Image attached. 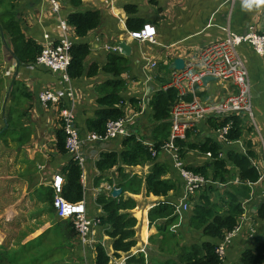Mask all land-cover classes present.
<instances>
[{
	"label": "crops",
	"instance_id": "crops-1",
	"mask_svg": "<svg viewBox=\"0 0 264 264\" xmlns=\"http://www.w3.org/2000/svg\"><path fill=\"white\" fill-rule=\"evenodd\" d=\"M4 2V0H0V18L2 14L6 15L9 13L5 10ZM59 2L61 6L60 14H56L51 10L48 0H10L14 9L12 12L19 13L17 14L18 20L25 35L33 38L42 46L48 39V42L59 41L61 38L59 18L66 20V16L69 12H72V8L65 3V0H59ZM83 2L85 10H98L103 16V24L91 32L86 40H83L87 41L91 46V54L85 62L86 70H88V67L93 62L98 63L100 66L107 63L109 51L104 49L105 46H114L121 41H125L132 48L131 56L128 58L130 69L123 76L126 80V89L121 93L127 100L130 98L141 97L143 99L146 97L145 102L143 100L139 105L132 107L126 106V112L128 113L126 117L128 119H131L133 115L141 112L134 117V123H137L135 125L137 129L139 127L143 128L147 119L150 117V112L146 111L147 107H143L144 104L147 106L149 100L148 90L150 89L151 93L153 90L161 88V84L157 82V76L170 79V74L165 75V72L160 70L162 64L169 65V69L171 70L170 67L177 58L184 59L186 63L190 61L195 62L202 49L226 37L225 27H229L236 34L240 35L251 30L260 32L264 29V6H253L249 10L244 6V0L237 1L234 4L229 0H83ZM129 4L138 6V15L144 20V26L150 25L151 27H155V43L148 39L140 41L133 39L131 36L133 32H130L126 25L128 14L125 6ZM70 31V37L74 41L76 37L71 27ZM238 51L249 70L253 110L255 109L254 114L257 121V129L261 133L259 137L250 125L248 127L245 124L243 127V139L253 142L254 149L260 160L264 145V57L254 53L249 44L241 45ZM8 56L11 58L9 70L14 73L9 90L13 94V98L18 97L22 100L21 103L24 100L26 101L24 105L31 113V117L26 121V123L29 122L31 125L28 126L25 124L26 128L31 129L29 131L31 134L30 136L27 133L23 135V147L26 148L25 156L29 157V159H26L30 160V170L25 171V167L21 165V161L12 159L10 162L12 169L9 172L8 182L17 184L20 187L26 186V189L23 188V191L25 193L28 192L27 194H29V189L35 191L37 178L40 180L38 184L40 190L53 189L52 185L57 176L62 177L63 180L65 179L62 173V167L67 164L68 158L70 157L68 155H60L56 150L55 130L58 128V118L55 121V128H50L52 125H50V121L48 120L55 111L46 110L43 107L39 100L40 92L44 89H53L56 91L67 90L69 86H72L76 96L77 127L81 132L85 127V121L91 116L93 117L94 111L99 107L96 102L99 97L98 89H102L105 83L112 79V77L100 73L94 78L84 76L67 83L61 81L58 75L53 74L46 67L35 64L20 67L11 55ZM148 60L156 62V68L147 71L146 66ZM15 79L23 84L24 91L12 92V83ZM213 82L216 81H210L207 85L204 84L205 87L202 91V93H206L209 101H214L230 93L232 88L229 82H224L222 86H216L217 88L212 86L214 85ZM25 92L30 93L31 98H25ZM140 107L147 113L142 111ZM34 116L37 120H40L34 121ZM216 122L218 123V121ZM259 123L262 125V130ZM0 124H2L1 121ZM135 127L134 131L136 132L137 129ZM198 130L202 134L200 138H214L215 136L214 129L209 127L207 121L201 123ZM254 132L257 134V138L254 137ZM82 134L84 135L85 133ZM43 135L47 138L45 139V143H42ZM37 137L38 141L34 142ZM147 138L145 137V141H151V139ZM108 143L109 146H107ZM2 145L3 143H0V165L4 162L2 155L4 146ZM121 148V141L119 140L107 142L99 146L94 145V143H89L84 148L86 163L89 164V171L84 172L83 169V201L85 202L86 211L90 217L99 218L102 214L101 207L96 203L98 196L102 193L110 196V191L114 187L117 188L121 182V177L117 171L118 167L101 173L96 169V161L99 159L101 152L121 151ZM32 149L34 150L32 151ZM163 155L166 157V161L170 162L168 164L171 166L170 169L173 168L174 172L173 170L171 171L175 175L177 171L172 161L164 153L160 154L159 157ZM187 157L192 158L190 164L193 166H200L208 161L205 154H202L199 150H191ZM199 159H203L202 163L195 162ZM35 165H37L36 171ZM120 166L123 167V165ZM152 166L153 164L151 163L137 167L124 166V172L130 177L138 175L139 177L145 178ZM132 170L137 171L131 172ZM4 171L7 170H4L0 166V188L6 184V181H3L5 177L3 174ZM30 172L35 173L30 176ZM255 187L264 188V179L253 185L254 191ZM180 188L181 191L179 189L180 193H178L179 197H173L174 192L169 194L172 202H174L175 198L181 199L183 196L184 185L181 182ZM87 190L88 195L86 194ZM12 193L15 194L14 192ZM15 195H19V193ZM123 196L126 199L132 198L137 202V207L130 212L137 219L136 246L128 253H121L119 258L114 257L112 240L105 234V228L101 227L100 230L97 229L91 236L90 244L86 245V254H84V249L80 246L79 242L75 244L77 257L83 258V260L86 257L90 261V264H95V247L98 243H101L107 250L111 258L109 264H127L128 258L140 253H143L146 259H148L149 254L154 252V247L151 243L152 240L153 242L155 241L158 229L155 225L150 224L148 214L158 202L164 201L165 198L147 194L144 188L139 194L125 192ZM43 202H45L44 199ZM175 202L178 203L179 201L175 200ZM246 216L248 219L242 223L239 233L229 245L225 246V264L237 262L242 250L250 246L249 244L254 238L256 242H264V221L258 220L255 216L251 217L253 218L252 221L251 218L249 219L250 215L248 213ZM1 220L3 218H0ZM98 231H102V237H100L101 233H98ZM97 233L98 239H95ZM155 244L157 247H160V244ZM107 245L108 249L106 247Z\"/></svg>",
	"mask_w": 264,
	"mask_h": 264
},
{
	"label": "trees",
	"instance_id": "trees-1",
	"mask_svg": "<svg viewBox=\"0 0 264 264\" xmlns=\"http://www.w3.org/2000/svg\"><path fill=\"white\" fill-rule=\"evenodd\" d=\"M65 3L72 8V12L66 16V22L73 29L76 37L71 47L72 61L69 67L71 79L77 80L84 76L94 78L100 73L112 77L102 89H98L99 97L96 102L99 107L94 111L93 117L91 116L85 121V127L81 130V133H95L104 137L107 124L111 121L124 119L128 114L126 106L139 105L142 99L140 97L127 100L122 96L121 92L126 89V80L123 76L128 73L130 68L129 59L121 54L109 53L105 65L100 66L93 62L86 70L85 62L91 54V46L83 40H86L91 32L103 24V16L98 10H85L83 0H65ZM125 10L128 14L127 29L130 32H140L144 28V20L138 15V6L129 4L125 6ZM17 14L19 13L9 12L6 15H1L0 41L2 40L4 49L7 48L20 67L32 65L41 54L43 46L25 35ZM259 34L264 35V29ZM160 70L164 71L165 75H171L172 72L169 65L162 64ZM157 82L161 84V88L153 90L148 95L149 102L146 111L150 112L149 119L152 123L149 139L153 142L154 150L159 152L169 140L172 108L180 97L176 89L164 88L169 84L170 79L157 76ZM23 89V84L15 79L12 83V92H21ZM11 95L13 96V94ZM24 96L31 98V94L27 92L24 93ZM197 96L202 100H208L206 93L197 92ZM184 99L191 100L192 95H187ZM140 109L142 110V107ZM142 111L147 113L145 110ZM2 112L4 127L1 134L11 128L15 132L20 121L17 117L15 118L12 107H4ZM230 121L233 122V127L228 138L233 141L241 140L244 136L242 127L244 119L242 117L227 118L218 123L210 118L207 120V124L211 129H216L224 127ZM136 124L132 125L133 131ZM136 132L121 140V151L101 152L95 164L96 169L101 173L118 167L117 171L121 177V182L117 187L122 190L119 197L113 198L112 191H110V196L102 193L96 200L102 209L99 226L105 228V234L112 240L114 257L119 258L121 253L130 252L137 244V219L130 213L137 207V202L132 198H124L123 194L125 192L139 194L144 188L147 194L165 198L164 201L158 202L148 214L150 224L155 225L158 229L155 243L164 247L167 241L171 240L166 236L176 234L177 228L182 226L185 221H188L189 229L198 233L199 236L195 243L182 249L176 261L168 260L165 263L158 261L155 259L158 254L151 252L148 259L143 253H140L128 258L127 264H225V257L219 253L220 244L239 227L241 219L247 214L245 204L252 200L253 185L258 183L261 177L258 167L253 163L254 160H258L253 142L245 140L243 143L245 152H243L236 146H221L214 138H200L202 134L198 128L191 130L186 140L179 141L182 158H186L191 150H199L202 154L212 153V157L203 165L187 166V169L213 182L197 189L196 193L199 194L190 198L193 208L191 207V216L188 218V213L179 211V204L168 199L171 192L175 194L179 192L180 182L182 184L180 176L177 172L173 175L171 171L173 168L170 169L169 161H159V156L153 157L148 145L142 139L145 136ZM27 134L30 136L31 133ZM55 135L57 152L63 156L68 155L67 135L62 122H59ZM219 152L222 154V158H220ZM147 163H151L153 166L145 178L138 175L130 177L124 172V166L137 167ZM119 165H123V167H119ZM62 173L65 178L62 196L72 204L82 202L84 200L82 167L70 157L67 164L62 167ZM169 175L170 177H168ZM236 178L239 179V184H228ZM43 191H45L43 199L47 203L46 211L55 218V193L53 189H44ZM255 217L264 221V196L257 204ZM57 223V228L66 239L68 247L74 249L79 240L73 221L58 220ZM249 245L242 250L239 260L232 264H264V242H256L254 238ZM95 253V264L110 263L111 258L101 243L96 245Z\"/></svg>",
	"mask_w": 264,
	"mask_h": 264
},
{
	"label": "built area",
	"instance_id": "built-area-1",
	"mask_svg": "<svg viewBox=\"0 0 264 264\" xmlns=\"http://www.w3.org/2000/svg\"><path fill=\"white\" fill-rule=\"evenodd\" d=\"M48 1L51 10L56 14H60L61 6L59 0ZM229 1L234 4L241 0ZM59 25L61 38L58 42H48L49 39L46 40L47 42L43 45L42 52L37 57L35 65L46 67L53 74L58 75L61 81L70 83L72 79L69 75V67L72 61L71 47L74 41L70 37V26L64 18H59ZM224 29L226 30V37L224 39L206 46L199 52L195 62H185L184 69L172 70L171 72L170 82L164 88L172 87L176 89L180 99L172 108L170 118L171 134L168 142L162 146L159 152L154 150L152 141L144 142L148 145L153 157H157L162 153L168 155L178 175L182 179L184 193L178 205L179 211L181 212L189 211L191 208L189 204L190 198L196 194L197 189H200L203 185L212 184L213 182L187 169L186 161L181 157L180 153V140H186L191 130L197 129L201 123L210 118L222 122L227 118L242 117L244 119L242 127L246 124L245 119H247L250 125L254 127L258 136H261V133L257 129V121L253 110L249 70L244 59L240 56L238 48L243 44H249L254 53L264 57V35L253 30L240 35L236 34L229 27H225ZM131 36L137 41L148 39L155 43L156 29L150 25H145L142 31L133 32ZM104 49L112 54H121V49L118 44L105 46ZM156 66V62L148 60L146 70H153ZM205 77H213L217 81L219 80L225 83L229 82L232 88L230 93L215 101L200 99L197 96V92L204 90L205 85L203 79ZM187 95H192V99L185 100L184 97ZM75 97V91L72 86H69L67 90L63 89L60 91L44 89L39 94V100L43 107L46 110H52L57 113V124L62 122L67 135L66 149L68 156L77 161L82 169H84L86 164L84 148L89 143H94V145L99 146L107 142L121 141L130 136L134 133L132 125L134 123V117L138 114L133 115L131 119L125 117L124 119L109 122L104 137L95 133H85L83 135L77 127ZM145 99L146 97L143 98L144 102ZM143 107L146 108L147 106L144 104ZM232 127L233 122L230 121L224 127L214 129V139L221 146H236L245 152L243 138L235 141L228 138L232 132ZM262 151L263 154H261L260 160L253 161L261 173L259 181L264 179V145ZM205 156L207 159H210L212 153L208 152ZM219 156L222 158L220 152ZM239 183V179L236 178L228 184ZM63 185V178L57 176L52 185L55 193L54 209L59 219L73 221L76 233L78 234L79 244L84 249V254H86V245L90 244L91 236L100 228V221L99 218L89 216L84 201L77 204L69 203L62 196ZM226 185L222 186L225 187ZM246 219L248 218L244 215L239 227L229 234L226 240L220 245L219 253L222 257L225 256V246L232 242L233 238L241 230V225ZM83 264H90L86 257H84Z\"/></svg>",
	"mask_w": 264,
	"mask_h": 264
},
{
	"label": "rangeland",
	"instance_id": "rangeland-1",
	"mask_svg": "<svg viewBox=\"0 0 264 264\" xmlns=\"http://www.w3.org/2000/svg\"><path fill=\"white\" fill-rule=\"evenodd\" d=\"M4 1L5 10L7 12H12L13 7L10 3V0ZM1 41L0 121L3 122L2 111H4V107H12L14 116L15 118L17 117L20 123L16 126L15 132H13L11 128L3 134H1V131L4 125L0 124V143H3L2 146H4L2 150L4 162L0 166H2L4 170H7L3 172L5 176L3 181H6V184L4 187L2 186V188H0V218H3V220L0 221V264H83V258L76 256L75 248L74 250L70 249L66 239L63 237V234L59 232L57 228V222L61 219L57 217L56 211H54L55 218L54 216L47 214V203L43 202V194L45 191H42L38 188L40 180L38 178L36 179V189L35 191L29 189V194H27L28 192L25 193V191H23V188L26 189V186L20 187L17 184H11L8 182L10 176L9 172L12 169V165L10 164L12 159L21 161V165L25 167V171L28 169L30 170V160L26 159H29V157L25 156L26 148L23 147V135L31 131V129L25 127V124L28 126L31 125L29 122L26 123L27 119L31 117V113L24 105L26 103L25 100L23 103H21L22 100H20L18 97L13 98L10 93V83L14 74L9 70L11 58L8 55L11 54L6 47L4 49ZM213 83L214 85L212 86L215 88L224 84L223 81H216ZM140 113H138V115ZM57 118V113L53 112L48 120L50 121V125H52L50 128H55V121ZM36 120L37 119L34 116V121ZM39 120L40 119L37 121ZM150 121L151 120L148 118L144 127L138 128L137 134H140L143 137L145 136L146 138H150L152 129V123ZM245 122L249 127V121L245 119ZM259 126L262 130V125L260 123ZM250 127L254 129L253 126L250 125ZM42 137V143H45V139L47 138L44 135ZM254 137L257 138V134L255 132ZM142 139L145 141V138ZM36 141H38V137L34 140V142ZM33 150L34 149H32V151ZM184 160L186 161V166H193L190 164L192 160L191 157H186ZM159 161H166V157L164 155L159 157ZM202 161L203 159H199L195 162L202 163ZM36 167L37 165H35V171ZM88 171L89 164L86 163L84 172ZM136 171L137 170H132L131 172ZM34 173L30 172L29 175L32 176ZM180 191L178 193H180ZM12 192L15 194L19 193V195H15ZM178 193L174 194L173 197H179ZM86 194H89L88 190L86 191ZM198 194L199 193H196L193 197H196ZM262 196H264V188L255 187V191L253 189L252 200L245 205L247 208V213L250 215L249 219L256 215V207ZM138 199L140 201L139 197ZM168 199L171 200V198ZM181 199L175 198L174 202L175 200H178L179 202L177 204H179ZM189 204L192 207L193 204L191 205L190 201ZM192 208L186 212L189 214L188 218L191 216ZM251 220L253 221V218H251ZM187 222L185 221L182 226L177 228L176 234H168L166 236L167 239L171 240H168L164 247H157L155 242L152 240L151 245L154 247V253L158 254L155 259L161 262L164 261V263L168 260L176 261L178 260L179 253L184 247H189L191 244L197 241L199 236L198 233L191 231ZM61 227L64 226L61 225ZM99 232L101 233L100 237H102V231H98V233ZM98 233L96 234L95 239H98ZM106 247L108 249V245Z\"/></svg>",
	"mask_w": 264,
	"mask_h": 264
},
{
	"label": "water",
	"instance_id": "water-1",
	"mask_svg": "<svg viewBox=\"0 0 264 264\" xmlns=\"http://www.w3.org/2000/svg\"><path fill=\"white\" fill-rule=\"evenodd\" d=\"M118 45L121 49V55L126 57V58H129L131 56V53H132L131 46L129 44H127L125 41H121L120 43H118ZM184 67H185V60L182 58H177L173 61L170 68H171V70H182V69H184ZM210 81H217V79L213 78V77H205L203 79V83L205 85H207V83ZM149 93H150V89L148 90V95H149ZM148 102H149V100H148ZM107 146H109V143ZM121 194H122V190L119 188H116V187H114L112 192H111V196L113 198H117Z\"/></svg>",
	"mask_w": 264,
	"mask_h": 264
},
{
	"label": "clouds",
	"instance_id": "clouds-1",
	"mask_svg": "<svg viewBox=\"0 0 264 264\" xmlns=\"http://www.w3.org/2000/svg\"><path fill=\"white\" fill-rule=\"evenodd\" d=\"M244 6L247 7L249 10H251L253 6L255 7L264 6V0H244Z\"/></svg>",
	"mask_w": 264,
	"mask_h": 264
}]
</instances>
